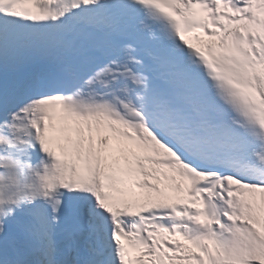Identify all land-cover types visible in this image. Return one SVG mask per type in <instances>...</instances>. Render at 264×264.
I'll return each mask as SVG.
<instances>
[{"label": "snow or ice", "instance_id": "6c2138e0", "mask_svg": "<svg viewBox=\"0 0 264 264\" xmlns=\"http://www.w3.org/2000/svg\"><path fill=\"white\" fill-rule=\"evenodd\" d=\"M0 264H264V0H0Z\"/></svg>", "mask_w": 264, "mask_h": 264}, {"label": "bare ground", "instance_id": "6f19581e", "mask_svg": "<svg viewBox=\"0 0 264 264\" xmlns=\"http://www.w3.org/2000/svg\"><path fill=\"white\" fill-rule=\"evenodd\" d=\"M190 38H191V41H194L197 45L199 44V42L195 38H193V37H190Z\"/></svg>", "mask_w": 264, "mask_h": 264}]
</instances>
